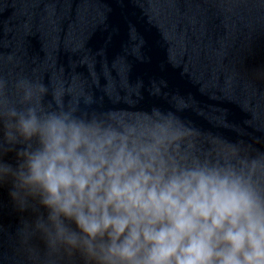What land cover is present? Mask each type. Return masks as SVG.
Returning a JSON list of instances; mask_svg holds the SVG:
<instances>
[{
  "label": "water",
  "instance_id": "1",
  "mask_svg": "<svg viewBox=\"0 0 264 264\" xmlns=\"http://www.w3.org/2000/svg\"><path fill=\"white\" fill-rule=\"evenodd\" d=\"M21 79L44 89L45 111L112 124L170 117L189 158L223 163L225 146L264 157V0H0L10 99ZM3 132L0 123V166L10 169L0 177V264H89L79 250L48 247L37 225L51 229L49 209L12 174L35 141Z\"/></svg>",
  "mask_w": 264,
  "mask_h": 264
},
{
  "label": "clouds",
  "instance_id": "2",
  "mask_svg": "<svg viewBox=\"0 0 264 264\" xmlns=\"http://www.w3.org/2000/svg\"><path fill=\"white\" fill-rule=\"evenodd\" d=\"M43 91L21 79L10 99L0 81V123L7 141H35L12 174L49 209L51 229L37 227L50 249L89 264H264V157L225 146L223 163L189 158L170 117L84 120L43 110Z\"/></svg>",
  "mask_w": 264,
  "mask_h": 264
}]
</instances>
